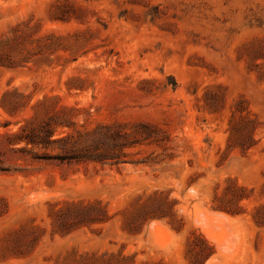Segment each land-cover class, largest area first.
Returning <instances> with one entry per match:
<instances>
[{
    "label": "rangeland",
    "instance_id": "1",
    "mask_svg": "<svg viewBox=\"0 0 264 264\" xmlns=\"http://www.w3.org/2000/svg\"><path fill=\"white\" fill-rule=\"evenodd\" d=\"M260 207L264 0H0V264H264Z\"/></svg>",
    "mask_w": 264,
    "mask_h": 264
},
{
    "label": "trees",
    "instance_id": "2",
    "mask_svg": "<svg viewBox=\"0 0 264 264\" xmlns=\"http://www.w3.org/2000/svg\"><path fill=\"white\" fill-rule=\"evenodd\" d=\"M142 129L146 130V131H150V128L146 127V126H143L141 127ZM243 128H244V123L243 122H240L238 126H235V125H232L231 128H230V134H229V139H228V145L229 146H235V147H239L241 149H245V148H249L251 146L254 145L253 143V139H252V135H245L242 139L245 140L246 142L245 143H239L238 141H233V137H235V134L236 133H240L241 131H243ZM237 142V143H236ZM239 191H242L240 190L239 188ZM239 200L242 198V197H235V200ZM219 210H224L226 212H232L230 211L229 208L231 207H217ZM263 210L262 207L256 209L254 215H253V220L254 222L258 225V226H262L264 225V215H261V211ZM190 252V258L193 256V255H196L195 253V250H192V251H189Z\"/></svg>",
    "mask_w": 264,
    "mask_h": 264
},
{
    "label": "bare ground",
    "instance_id": "3",
    "mask_svg": "<svg viewBox=\"0 0 264 264\" xmlns=\"http://www.w3.org/2000/svg\"><path fill=\"white\" fill-rule=\"evenodd\" d=\"M217 213H218V212H217ZM218 214H219V213H218ZM218 214H217V215H214V217L212 216L213 219L216 217L218 220H221V221L224 220V221H222V222H226V221H227V220L225 221V219H224L223 217L218 216ZM208 215H209V214H208ZM212 215H213V214H212ZM203 216H204V215H203ZM201 217H202V216H201ZM216 218H215V220H216ZM204 219H205V218H204ZM215 220H213V221H215ZM204 221H205V220H204ZM217 222H218V221H217ZM217 222H216V223H217ZM210 224H211V223H210ZM212 224H213V223H212ZM217 224H218V223H217ZM218 225H219V224H218ZM219 226H220V225H219ZM220 227H221V226H220ZM220 227H218V228H220ZM222 227H224V226H222ZM153 228H154L156 231H158V232H162V229H161V227H160L159 225L154 224ZM218 228H217V229H218ZM209 229H210V228H209ZM211 230H213V229H211ZM217 233H218V232H217ZM220 233H221V232H220Z\"/></svg>",
    "mask_w": 264,
    "mask_h": 264
}]
</instances>
